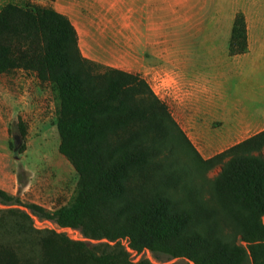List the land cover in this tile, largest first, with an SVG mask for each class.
<instances>
[{"label": "trees", "instance_id": "obj_1", "mask_svg": "<svg viewBox=\"0 0 264 264\" xmlns=\"http://www.w3.org/2000/svg\"><path fill=\"white\" fill-rule=\"evenodd\" d=\"M25 3L0 10V75L32 70L51 84L59 152L79 179L54 211L0 189V264H155L131 260L124 242L158 261L264 264V130L204 158L143 77L85 58L67 16ZM247 50L239 13L230 54ZM17 131L24 140L21 119Z\"/></svg>", "mask_w": 264, "mask_h": 264}, {"label": "rangeland", "instance_id": "obj_2", "mask_svg": "<svg viewBox=\"0 0 264 264\" xmlns=\"http://www.w3.org/2000/svg\"><path fill=\"white\" fill-rule=\"evenodd\" d=\"M25 2L8 1L21 6ZM2 7L0 5V9ZM177 45L180 47L181 43ZM131 62L134 64L131 73L149 83L204 158H210L259 131L248 128L244 132H233L246 117L261 115L264 111V43L250 55L235 59L149 58L132 59ZM37 76L35 71L23 69L0 75V156L13 163L14 181L20 190L24 186L23 201L54 211L73 201L79 176L59 152L57 96L51 84L39 81ZM20 119L27 127V135L16 145ZM22 145L25 151L18 155L16 149ZM219 171H211L208 177L214 178ZM16 196L20 197L19 194ZM6 208L0 205V209ZM33 223L37 229L57 230L53 223L37 217H33ZM124 245L127 247V242ZM130 254L135 262L146 258L155 264H183L165 257L158 261L150 252Z\"/></svg>", "mask_w": 264, "mask_h": 264}, {"label": "crops", "instance_id": "obj_3", "mask_svg": "<svg viewBox=\"0 0 264 264\" xmlns=\"http://www.w3.org/2000/svg\"><path fill=\"white\" fill-rule=\"evenodd\" d=\"M8 1L0 0V5L4 7ZM26 1L67 16L76 28L85 58L129 73L134 66L132 59H235L250 55L264 43V0ZM239 13L245 17L248 50L233 57L230 40ZM198 75L203 77L202 73ZM248 128H258L255 134L264 130V111L246 117L233 132ZM15 172L13 163L0 156V189L11 195L19 194L23 201L24 186L19 189L14 181Z\"/></svg>", "mask_w": 264, "mask_h": 264}, {"label": "built area", "instance_id": "obj_4", "mask_svg": "<svg viewBox=\"0 0 264 264\" xmlns=\"http://www.w3.org/2000/svg\"><path fill=\"white\" fill-rule=\"evenodd\" d=\"M46 222H49V221H46ZM51 223V222H50ZM56 226V225H55ZM57 227V231L60 233H64L70 240H73V241H85V237L82 235V233L77 230V229H73V228H60L58 226ZM128 244V243H127ZM126 249L130 252V253H135L137 254L136 252H134L130 247L129 245H127ZM139 255V254H137Z\"/></svg>", "mask_w": 264, "mask_h": 264}, {"label": "water", "instance_id": "obj_5", "mask_svg": "<svg viewBox=\"0 0 264 264\" xmlns=\"http://www.w3.org/2000/svg\"><path fill=\"white\" fill-rule=\"evenodd\" d=\"M21 142V138L19 136H15V143L18 145Z\"/></svg>", "mask_w": 264, "mask_h": 264}]
</instances>
